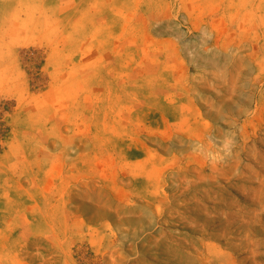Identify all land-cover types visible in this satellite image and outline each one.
I'll return each instance as SVG.
<instances>
[{
    "label": "rangeland",
    "instance_id": "rangeland-1",
    "mask_svg": "<svg viewBox=\"0 0 264 264\" xmlns=\"http://www.w3.org/2000/svg\"><path fill=\"white\" fill-rule=\"evenodd\" d=\"M0 264H264V0H0Z\"/></svg>",
    "mask_w": 264,
    "mask_h": 264
}]
</instances>
